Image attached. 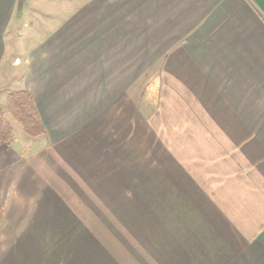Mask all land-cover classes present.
<instances>
[{"label": "crops", "instance_id": "crops-1", "mask_svg": "<svg viewBox=\"0 0 264 264\" xmlns=\"http://www.w3.org/2000/svg\"><path fill=\"white\" fill-rule=\"evenodd\" d=\"M18 90L0 264H264V0H0Z\"/></svg>", "mask_w": 264, "mask_h": 264}, {"label": "trees", "instance_id": "trees-1", "mask_svg": "<svg viewBox=\"0 0 264 264\" xmlns=\"http://www.w3.org/2000/svg\"><path fill=\"white\" fill-rule=\"evenodd\" d=\"M7 115H10L30 137H39L46 133L32 95L26 90L8 92L5 105L0 104V145L10 143L14 129ZM5 213L0 207V229L4 222Z\"/></svg>", "mask_w": 264, "mask_h": 264}, {"label": "rangeland", "instance_id": "rangeland-1", "mask_svg": "<svg viewBox=\"0 0 264 264\" xmlns=\"http://www.w3.org/2000/svg\"><path fill=\"white\" fill-rule=\"evenodd\" d=\"M10 116V115H8ZM15 127L18 129L19 133H24L22 130V127L15 121L13 122ZM98 238V237H97ZM99 239V238H98ZM86 237L84 235H78L75 240L72 241V247L75 245L78 247H86ZM94 247H100V246H94Z\"/></svg>", "mask_w": 264, "mask_h": 264}]
</instances>
